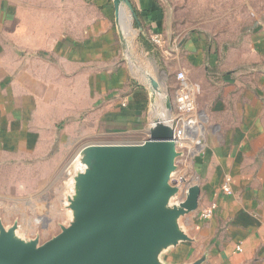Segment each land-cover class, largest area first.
<instances>
[{"label": "crops", "instance_id": "0c3cea01", "mask_svg": "<svg viewBox=\"0 0 264 264\" xmlns=\"http://www.w3.org/2000/svg\"><path fill=\"white\" fill-rule=\"evenodd\" d=\"M45 1L67 3L69 11L66 30L47 46L39 36ZM131 1L167 45L164 61H157L159 76L144 72L161 86L154 101L145 83L132 76L139 69L136 58L124 63L112 1L0 0V160H30L64 140L144 142L155 119L169 120L163 78L167 93L176 97L177 75L185 72L196 90L197 129L186 134L192 143L186 178L200 186L201 196L198 211L183 219L191 241L169 249L161 261L264 264V8L252 4L264 0H234L243 3L235 9H244L248 18L238 37L213 41L192 33L178 42L165 32L160 0ZM227 178L231 196L223 192ZM213 203L214 216L202 219Z\"/></svg>", "mask_w": 264, "mask_h": 264}, {"label": "water", "instance_id": "95a60500", "mask_svg": "<svg viewBox=\"0 0 264 264\" xmlns=\"http://www.w3.org/2000/svg\"><path fill=\"white\" fill-rule=\"evenodd\" d=\"M113 4L129 54L126 38L133 24L143 29L131 0ZM143 83L154 101L162 92L159 82L147 76ZM165 105L175 117L168 95ZM171 123L155 119L141 143L81 147L73 158L80 160V168L69 200L71 224L40 244L18 237L17 224L7 229L0 222V264H163L166 251L191 241L180 220L198 211L201 188L184 177L185 199L172 203L180 188L171 179L183 152L177 149L174 118Z\"/></svg>", "mask_w": 264, "mask_h": 264}, {"label": "rangeland", "instance_id": "374dc122", "mask_svg": "<svg viewBox=\"0 0 264 264\" xmlns=\"http://www.w3.org/2000/svg\"><path fill=\"white\" fill-rule=\"evenodd\" d=\"M109 1L113 3V0ZM160 2L167 14L163 19V24H166L165 32L168 31L172 41L177 42L189 37L192 33L203 34L213 41H229L241 35L239 30L248 19L244 9H235L237 5L243 3L234 0H160ZM252 4L254 9L264 8V2L257 1ZM73 5L83 11L82 2H76ZM93 8L96 9L94 4ZM43 9L45 16L41 18L39 36H41L40 41L46 43L47 46L54 43L66 30L69 19L66 15L69 11L68 4L61 1H45ZM140 26L143 29L142 32L139 31L137 22L133 24L126 41L131 44L134 51L133 57L136 58L139 68L135 70L136 72L132 71V76L145 82L144 72L156 78L159 76L157 61L161 63L163 60L167 45L162 47L155 45L152 41L153 28L143 20H140ZM34 29L37 31L36 26ZM143 41L150 44L155 54L149 55L144 52L146 47ZM117 43L119 49L117 62L113 67L115 72L120 67L118 34ZM174 56L176 55L172 57ZM130 58L125 51L124 63H131ZM164 64L165 62H162L163 66ZM163 82L166 92L164 95L171 98L176 115L175 94L167 93V83L164 78ZM164 107L166 109V105ZM86 142L67 145V141L64 140L60 144L54 143L55 145L50 146V150L44 153L41 151L38 156L35 155L30 160L14 161L8 158L0 160V222L7 229L17 224L18 237L24 240L38 239L40 244H43L60 234L62 227H68L71 224L73 213L70 210L69 200L76 192L75 177L80 168V160L73 161V158ZM180 170L181 165L178 171ZM176 201L175 198L172 203ZM185 217L180 220L181 226H183Z\"/></svg>", "mask_w": 264, "mask_h": 264}, {"label": "built area", "instance_id": "2783aa9c", "mask_svg": "<svg viewBox=\"0 0 264 264\" xmlns=\"http://www.w3.org/2000/svg\"><path fill=\"white\" fill-rule=\"evenodd\" d=\"M152 41L158 47L165 45V40L161 34L154 33L152 35ZM179 80V88L177 90V95L175 97V108L177 114L174 117V127L177 149L183 152L182 157L177 160L178 169L172 176V182L180 188L178 195L176 196L177 201L181 202L185 199V193L187 190V185L182 182L183 178L186 177V173L190 168L189 157L192 155L191 141L187 137V133L195 134L197 129L195 128L196 119V90L195 87L188 81L185 72H180L177 75ZM197 146L201 145L200 141L197 140ZM179 163V164H178ZM181 165V170L179 167ZM186 170V172H185ZM223 192L227 196L233 194L230 187V179L227 178L223 186ZM218 206L213 203L210 208L205 209L201 212L200 216L202 219L207 220L214 216L217 211Z\"/></svg>", "mask_w": 264, "mask_h": 264}, {"label": "bare ground", "instance_id": "6f19581e", "mask_svg": "<svg viewBox=\"0 0 264 264\" xmlns=\"http://www.w3.org/2000/svg\"><path fill=\"white\" fill-rule=\"evenodd\" d=\"M131 31H132V29H131ZM128 46H129V54L128 55H130V56L134 55V51L131 48L130 42H128ZM163 97L165 98L166 96L164 95ZM163 111L166 113V119H169L168 124L171 125L172 124L171 122H172L174 116H171V114L167 111V109L163 108Z\"/></svg>", "mask_w": 264, "mask_h": 264}, {"label": "trees", "instance_id": "16d2710c", "mask_svg": "<svg viewBox=\"0 0 264 264\" xmlns=\"http://www.w3.org/2000/svg\"><path fill=\"white\" fill-rule=\"evenodd\" d=\"M136 13H137L138 19L139 20H143L142 17L140 16L139 12L136 11ZM145 45H146L147 50H152L153 49L148 42H146Z\"/></svg>", "mask_w": 264, "mask_h": 264}]
</instances>
